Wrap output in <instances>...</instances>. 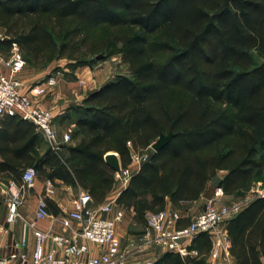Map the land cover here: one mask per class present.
Returning a JSON list of instances; mask_svg holds the SVG:
<instances>
[{
  "label": "trees",
  "instance_id": "trees-1",
  "mask_svg": "<svg viewBox=\"0 0 264 264\" xmlns=\"http://www.w3.org/2000/svg\"><path fill=\"white\" fill-rule=\"evenodd\" d=\"M0 28L8 38L0 51L16 44L30 65L68 59L90 66L119 43L130 71L71 110L74 145L64 158L50 148L38 156L33 124L4 117L0 176L21 184L32 168L38 179L80 188L100 205L115 186L106 154L117 153L124 168L130 151L141 156L173 133L159 151L149 150L116 199L136 224L146 227V215L168 201L179 208L199 200L212 185L225 196L264 185V0H0ZM112 29L124 31L108 35ZM175 88L184 92L179 100ZM226 229L236 264H261L264 197ZM211 246L201 234L188 248L196 256L167 252L154 264H207Z\"/></svg>",
  "mask_w": 264,
  "mask_h": 264
},
{
  "label": "built area",
  "instance_id": "built-area-1",
  "mask_svg": "<svg viewBox=\"0 0 264 264\" xmlns=\"http://www.w3.org/2000/svg\"><path fill=\"white\" fill-rule=\"evenodd\" d=\"M0 63L4 64L9 72L0 74V122L6 116L19 117L30 122L49 148L57 152L60 143L53 126V113L33 99L34 96H45L51 92L55 79L48 77L45 82L34 84L29 87L28 92L21 93L23 85L18 79V74L25 69L27 63L16 44L12 45L11 56ZM63 141L69 143L70 135L65 134ZM148 157L145 153L141 156L134 154L132 163L141 165ZM130 165L122 167L120 172H114L115 185L121 187L128 184L135 173ZM37 179L38 175L34 169H26L21 179L22 188L24 190L34 188ZM52 192V184L47 182L46 193ZM22 193L21 190L17 191L8 202L7 224L16 223L20 219L19 210L24 199ZM222 196H224L223 192L218 189L212 200L207 201L204 209L194 216L187 226L179 229L175 227L181 219L177 211L163 210L155 214L148 213L146 215L147 231L142 244L124 246L117 237L116 226L123 220L125 210L121 208L112 214L117 198L108 199L100 205H93L91 196L87 192H82L78 197V211L66 214L60 220L62 234H54L50 229L46 232L41 231L36 229L34 224L29 223L36 240L31 261H28L26 254L18 251L26 245L23 238L14 244V251L9 259H18L19 264H128L129 260L145 250L151 242L170 253L196 256L197 253L189 252L188 248L197 236L204 234L209 237L212 244L208 255L212 264H232L227 223L254 197L243 202L222 205L219 202V197ZM257 197H264V191ZM89 202L92 206L86 208ZM48 217L45 198H41L36 219L43 220ZM181 239L184 241L179 243ZM147 264H154V262ZM261 264H264V258L261 259Z\"/></svg>",
  "mask_w": 264,
  "mask_h": 264
},
{
  "label": "crops",
  "instance_id": "crops-1",
  "mask_svg": "<svg viewBox=\"0 0 264 264\" xmlns=\"http://www.w3.org/2000/svg\"><path fill=\"white\" fill-rule=\"evenodd\" d=\"M5 31L0 28V40H4ZM11 54L10 52L0 51V61L6 60V57ZM8 69L0 63V74H7ZM36 78V77H35ZM34 77H29L28 80L34 79ZM33 81V80H32ZM31 83V82H29ZM81 99V102L86 98ZM78 105L76 107H81ZM69 106H63V108L56 107L57 109H52L54 116L53 126L57 134L58 142L60 143L58 153L61 157L67 156V147L73 146L74 142L71 139L69 143H64L63 136L72 132L74 129V123L77 116L71 113L70 110L66 111ZM66 109V110H65ZM3 121V120H2ZM38 134V133H37ZM39 135V145L36 149V154L42 156L48 149L49 146L46 141ZM140 164L132 163L130 168L133 172H137L140 168ZM50 181H44L42 179H37L34 188L25 189L22 188L21 184L15 183L12 180H8L0 176V264H19L18 259H9L14 249L15 243H18L22 238L25 240V246L18 251L26 254L28 261L32 259L33 252L35 250L36 240L33 235V229L29 226V223L34 224V227L41 231L51 230L54 234H62L63 229L60 220L71 212L78 211V197L84 192L80 188H73L69 185L63 184L61 181H54L52 184V193H46V183ZM126 186L115 185L112 192L109 194L107 199H116L120 192ZM23 191V204L20 207V219L13 224H7V206L9 200L12 198L17 191ZM223 197V196H222ZM229 196H224L228 198ZM41 198H45L48 201V213L49 217L43 220L36 219V213L38 209V204ZM104 201V202H105ZM103 202V203H104ZM102 203V204H103ZM206 205V200L201 197L197 201L184 203L181 207L175 208L172 206L171 202L168 201L165 210H175L177 211L181 219L176 224V228H182L189 224L194 216L200 213ZM121 209L117 206L114 208V212ZM123 209V208H122ZM111 214V215H112ZM133 213L125 211L123 220L116 226V234L120 242L124 246H137L142 244L144 241V234L147 231V227H142L133 221ZM122 224V225H121ZM132 226H139L143 228L141 232L133 231ZM48 249V244L46 245ZM167 253V251L154 244H148L147 248L141 253L137 254L134 258L129 260L128 264H147L148 262H155L162 255ZM193 256V254H191ZM232 264H236L235 259L231 256ZM207 264H212L210 258L207 257Z\"/></svg>",
  "mask_w": 264,
  "mask_h": 264
},
{
  "label": "rangeland",
  "instance_id": "rangeland-1",
  "mask_svg": "<svg viewBox=\"0 0 264 264\" xmlns=\"http://www.w3.org/2000/svg\"><path fill=\"white\" fill-rule=\"evenodd\" d=\"M124 29H112L108 30V35H117L118 32H123ZM126 31V30H125ZM151 41L158 39V36H150ZM121 45L114 43L111 48L106 49L93 59L90 66L74 67L75 63L68 59L53 60L46 65H30L27 64L25 69L18 74V79L23 85L21 93L28 92L30 86L34 84H41L46 81L48 77L55 79V85L52 87L51 92L45 96L36 97L33 99L39 101L40 104L47 110L52 112V109L63 108V106H69L68 110H73L78 105H82L81 99L90 94L93 91L103 87L105 84L115 81L119 76L130 77V71L128 64L123 62L122 55L120 53ZM21 54V53H20ZM255 63H260L256 52L251 51ZM8 55L6 57L9 58ZM23 57V55L21 54ZM90 61V59H86ZM5 67V65L3 64ZM6 68V67H5ZM9 73V72H8ZM7 73V74H8ZM29 77H36L35 80H28ZM31 82V83H29ZM173 99L179 100L182 97V90L173 89ZM72 139V132L68 133ZM152 151V148L149 149ZM145 154H149L150 151ZM226 175V172H219L218 178H222ZM127 186V185H126ZM212 185L210 188H214ZM264 191V185L262 183H255L247 192H242L228 198L219 197V202L222 205H230L232 203L243 202L251 199L252 197L258 198L257 195ZM207 203V201H206ZM123 220L122 223H124ZM122 225V224H121ZM133 231L141 232L143 228L139 226H132Z\"/></svg>",
  "mask_w": 264,
  "mask_h": 264
},
{
  "label": "water",
  "instance_id": "water-1",
  "mask_svg": "<svg viewBox=\"0 0 264 264\" xmlns=\"http://www.w3.org/2000/svg\"><path fill=\"white\" fill-rule=\"evenodd\" d=\"M4 40H8L7 37L4 38ZM174 134L173 133H169L167 135H161L159 137V139L152 144L151 148L154 152L159 151L162 147H164L172 138H173ZM131 156H134V152L130 151ZM104 160L106 162V164L114 171V172H120L121 168H122V164L120 161V158L118 156L117 153L114 152H110L108 154L105 155ZM219 188H209L205 191V193L202 195V197L206 200V201H210L212 200V198L215 196L217 190ZM92 206V203L89 202L86 205V208H90ZM184 240L181 239L178 242L181 243Z\"/></svg>",
  "mask_w": 264,
  "mask_h": 264
}]
</instances>
